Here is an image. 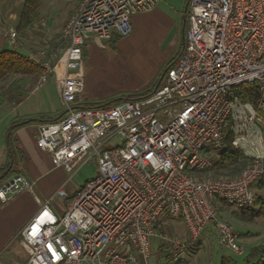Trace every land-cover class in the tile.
Here are the masks:
<instances>
[{
  "label": "built area",
  "instance_id": "built-area-1",
  "mask_svg": "<svg viewBox=\"0 0 264 264\" xmlns=\"http://www.w3.org/2000/svg\"><path fill=\"white\" fill-rule=\"evenodd\" d=\"M158 1L78 0L51 58L44 48L29 54L44 68L38 83L54 75L65 109L38 126L36 146L66 172L95 162V175L40 203L20 230L26 264H158L148 259L153 236L165 239L161 257L175 263L208 222L221 245L244 251L215 203L251 207V185L264 173V0H187L183 49L152 93L105 107L77 101L84 43L127 36L131 17ZM5 35L17 46L14 28ZM228 131L249 163L234 176L197 175ZM21 190L32 191L31 183L17 173L0 182V202ZM55 196L64 200L58 214L49 207ZM169 215L185 223V234L165 236L161 217Z\"/></svg>",
  "mask_w": 264,
  "mask_h": 264
},
{
  "label": "crops",
  "instance_id": "crops-1",
  "mask_svg": "<svg viewBox=\"0 0 264 264\" xmlns=\"http://www.w3.org/2000/svg\"><path fill=\"white\" fill-rule=\"evenodd\" d=\"M72 2L71 6L62 11L57 18H51L47 21L48 18L43 19L40 17L23 34L17 33L18 43L13 48L25 50L23 51L24 53L30 54L31 52L40 51L44 47L46 48L50 43L53 44L50 41L60 35L62 28L75 10L78 0H72ZM186 3L187 0L174 2L171 0H159L148 13L138 12L131 17L132 30L128 35L137 34L142 30H153L158 25V30H160L158 39L167 38L168 46L172 49L171 53L166 54L167 57H170L167 63L169 65L173 64L178 58V54L181 53L185 42L187 30ZM22 5L23 0H0V50L12 48L5 33L9 28L16 30ZM41 20L44 21L43 26L40 24ZM38 24L40 25L38 26ZM89 42L93 43V50L88 58H85L87 62L88 59L89 61L91 60V55L95 57L98 53L100 44H110L112 46L109 39L98 42L90 38L82 47L81 62L83 61L85 45ZM44 43H46L45 46ZM173 52L175 53L171 56ZM163 71L165 72V70ZM81 73L84 86L82 94L78 96L77 101L82 105H87L110 100L108 98H111L109 95L111 93L108 91L104 93L94 91L89 72L84 73L81 71ZM162 74L163 72L159 74L158 69H155L153 76L157 79L154 84H157L159 80L161 82ZM49 77L54 81L51 88L48 87L49 83H46L47 79L45 82L38 83V76H32V81L27 83L21 80V86L26 90L25 95L19 102L12 105L8 104L12 114L10 123L14 124H12L11 135L14 133L15 142H10L8 145L7 141H2L0 144V168L8 161V154L13 153L10 161L12 170L0 182L9 181L15 174L19 173L31 179L27 178L31 184L35 182V185L38 186L39 191L44 196L48 194V186L51 183L58 184L63 181L62 178L65 173L62 167H52L49 154L40 150L36 146L35 141L38 135V126L41 123L57 120L65 112L55 77L53 74L49 75ZM5 131L7 132V128ZM14 165L15 168L13 169ZM82 183L69 184L67 192L74 191ZM36 197L39 199L33 191L21 190L15 192L6 202H0V264H26L28 252L20 241V230L38 210L40 203L48 198L46 197L43 201L39 199L38 202ZM53 201L54 203H52ZM61 201L63 202L64 200L60 196H55L49 203L50 209L56 214L63 211L64 204L62 205ZM237 233L240 237L241 234Z\"/></svg>",
  "mask_w": 264,
  "mask_h": 264
},
{
  "label": "rangeland",
  "instance_id": "rangeland-1",
  "mask_svg": "<svg viewBox=\"0 0 264 264\" xmlns=\"http://www.w3.org/2000/svg\"><path fill=\"white\" fill-rule=\"evenodd\" d=\"M171 1L174 2L182 0ZM72 3V0H43L40 7V17L43 19L48 18L47 21L51 18H57L60 16L61 12L69 8ZM158 29L159 26L157 25L153 30H142L137 34L134 33L135 35L130 34L121 37L114 42L112 46L110 44H100L98 53L95 57H92L91 55L92 61H89L88 59V62L85 58H88L91 54L90 52L93 50V43L89 42L85 45L83 61L80 63L81 65L79 69L84 73L89 72L90 80L94 85V91H101V93L108 91L111 93L109 94L111 98H108L110 100L108 102L103 101V107L115 104L122 99H128V97L133 96L136 93L148 92L157 79L153 76L155 69H158L159 74L165 70L164 68L170 58L167 57L166 54L171 53L172 49L168 46L169 42L167 38L158 39V36L160 35V30ZM45 44L46 43H44V46ZM174 53L175 52H173L171 56H173ZM22 81L24 83H27L28 81L31 82L32 77L25 76ZM53 82V79L48 76L46 83H49V88L52 87ZM1 84L4 83L2 82ZM10 119H12L11 108L8 104L3 103L0 105V144L2 141H6L9 130L13 129V127H11L13 123H10ZM6 128L7 132L5 131ZM11 142H15L14 133L11 135ZM111 146L112 144L105 143V147ZM52 167L54 166L52 165ZM14 168L15 165L13 166V169ZM21 171L24 173L23 170ZM64 172L65 173L62 178L63 181L58 184L54 182L51 183L48 186L47 195L44 196L41 194L38 186L35 185V182H32L31 184L32 191L36 193L41 201H43L46 197H49V195H53V192H55L60 186L67 191L69 184L82 183L89 177L95 175V162L90 161L88 164L85 163L73 173L66 172L65 170ZM251 189L255 196L263 194L256 182L251 185ZM52 203H54V201ZM61 204L63 205L64 201H61ZM225 219L231 223L235 231L241 234L238 242L244 246V251L241 254H238L230 248L221 245L218 242L216 232H214L215 226H213L212 222H208L202 232L201 243L195 247L194 250L189 249L186 254V258H184L183 262L180 264L255 263L259 256L256 253L253 254L251 250L254 248L260 249L264 246V219L256 218L252 222H243L235 218L228 217L227 215L225 216ZM161 220L165 236L171 237L177 233L180 235L185 234V223L181 219L172 218L169 215L167 217L162 216ZM150 242L152 256L148 259L150 260L154 256L157 261V257L160 256L161 250L157 245L159 243H165V239L163 237L160 238L153 236ZM18 249L20 250L19 246ZM164 252L165 250L161 253L164 254ZM157 263L175 264L167 262L164 256L162 259H159Z\"/></svg>",
  "mask_w": 264,
  "mask_h": 264
},
{
  "label": "trees",
  "instance_id": "trees-1",
  "mask_svg": "<svg viewBox=\"0 0 264 264\" xmlns=\"http://www.w3.org/2000/svg\"><path fill=\"white\" fill-rule=\"evenodd\" d=\"M43 3V0H23V5L21 9V13L19 16L18 25L16 27V34H23L29 27L32 26L34 22H37L40 18V7ZM39 26V24H38ZM58 37V38H57ZM121 37L117 34H113L109 41L113 45ZM53 42L47 45L45 49L46 58H51V51H56V46L60 42V35L56 36L52 39ZM55 59V58H54ZM52 63V61H50ZM169 66L167 63L166 68ZM44 68L40 62L34 60L30 57L29 54L24 53L17 48H5L0 50V105L3 103L12 105L21 100V98L25 95L26 90L21 86V80L27 76H38L43 72ZM4 84H1V83ZM156 83V82H155ZM161 83V82H160ZM159 83V84H160ZM154 86V87H153ZM152 88L148 90L146 93H136L133 96L128 97V99L139 98L141 96L150 94L153 92L156 84H154ZM253 99L257 96V94L250 95ZM108 102V101H106ZM104 102H98V104H87L84 106H101ZM53 121V120H52ZM13 127V126H12ZM231 133L228 131L223 140V143L220 148H218L214 152V160L210 167L205 170L196 172L197 175H207L211 174L214 176H234L238 174L242 168H244L248 163L249 159L246 158L240 150L235 148L231 144ZM6 143L9 145L11 142V130L6 137ZM13 156V153L8 154V161L6 164L0 168V180L6 176L12 170V164L10 166V161ZM256 183L260 190H262V195H254V203L249 208H241L235 209L226 204L224 201H217L215 203L217 207V216L222 221H227L225 216L235 218L237 220L243 222H252L256 218L264 219V173L261 177L256 180ZM214 225V222H212ZM230 223V222H229ZM160 227L158 223L156 227ZM165 233V231H163ZM215 232V229H214ZM179 234V233H177ZM201 243V238L197 239L196 244L193 249L197 247ZM167 247L166 243H162L160 248V256L157 257V261L162 259L161 252ZM253 254H258V259L255 263L252 264H264V246L260 249L254 248L251 250ZM183 261L175 262V264H180Z\"/></svg>",
  "mask_w": 264,
  "mask_h": 264
},
{
  "label": "water",
  "instance_id": "water-1",
  "mask_svg": "<svg viewBox=\"0 0 264 264\" xmlns=\"http://www.w3.org/2000/svg\"><path fill=\"white\" fill-rule=\"evenodd\" d=\"M186 11V10H185ZM164 72V71H163ZM161 79V78H160ZM159 82H160V80L158 81V83L156 84V86L155 87H157L158 85H159Z\"/></svg>",
  "mask_w": 264,
  "mask_h": 264
}]
</instances>
